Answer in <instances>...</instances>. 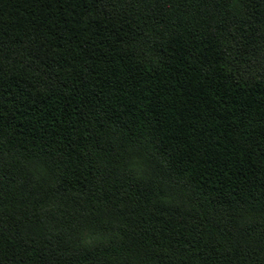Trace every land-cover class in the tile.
Segmentation results:
<instances>
[{
  "label": "trees",
  "instance_id": "16d2710c",
  "mask_svg": "<svg viewBox=\"0 0 264 264\" xmlns=\"http://www.w3.org/2000/svg\"><path fill=\"white\" fill-rule=\"evenodd\" d=\"M0 264H264V0H0Z\"/></svg>",
  "mask_w": 264,
  "mask_h": 264
}]
</instances>
